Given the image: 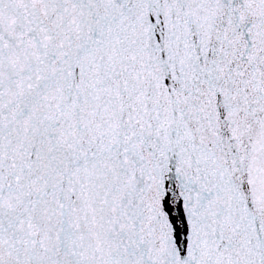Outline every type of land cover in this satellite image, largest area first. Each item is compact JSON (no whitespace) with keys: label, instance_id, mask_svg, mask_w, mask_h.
<instances>
[{"label":"snow or ice","instance_id":"1","mask_svg":"<svg viewBox=\"0 0 264 264\" xmlns=\"http://www.w3.org/2000/svg\"><path fill=\"white\" fill-rule=\"evenodd\" d=\"M0 264H264V0H0Z\"/></svg>","mask_w":264,"mask_h":264}]
</instances>
